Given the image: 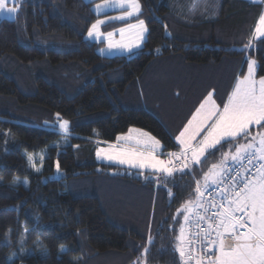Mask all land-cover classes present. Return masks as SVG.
<instances>
[{
  "label": "trees",
  "instance_id": "16d2710c",
  "mask_svg": "<svg viewBox=\"0 0 264 264\" xmlns=\"http://www.w3.org/2000/svg\"><path fill=\"white\" fill-rule=\"evenodd\" d=\"M98 1L16 0L15 18L0 19V264H183L181 228L199 207L198 184L201 193L219 185L204 179L214 164L223 161L213 174L243 163L232 159L236 142L171 176L100 162L97 151L136 146L141 132L163 152L179 151L176 127L201 92L245 74L248 59L264 77V37L254 36L262 4L211 0L196 16L200 0H138V15L105 31L142 20L143 46L104 56L103 43L86 38L103 16ZM56 114L72 121L67 132L51 126ZM261 131L253 126L239 143Z\"/></svg>",
  "mask_w": 264,
  "mask_h": 264
},
{
  "label": "snow or ice",
  "instance_id": "6c2138e0",
  "mask_svg": "<svg viewBox=\"0 0 264 264\" xmlns=\"http://www.w3.org/2000/svg\"><path fill=\"white\" fill-rule=\"evenodd\" d=\"M12 7H8L9 0H0V13L5 10L8 14L16 12V0H11ZM121 7L130 9L127 15H132L137 11L139 5L137 0H115ZM101 6L97 5V9ZM103 21H97L88 31V36L92 37L99 24ZM141 33L138 39H142L144 31V21L139 22ZM260 37H264V14L258 21V26L255 29ZM123 32V29H121ZM109 35V48L122 47L130 48L137 45L118 44L113 45L111 42V33ZM256 62L248 61V75L244 76L237 85L234 91L228 97L227 102L223 104L222 109L215 104L211 94L200 104L187 125L175 137L180 145L178 152L167 153L168 159H159L155 154L156 149L160 147V141L152 137L147 132H141L135 138L134 144L136 147L118 148L116 145H110L109 148L99 149L97 156L109 161H117L119 164H127L132 168L152 169L155 172L166 173L171 176L175 170V161H183L184 167H187V154L191 152V160L195 163H201V157L205 152L214 148L217 145L222 146V142L231 145L236 142V155L232 156L234 161H246L248 165H253V161L258 159L264 161V131L258 133L257 136H252L248 143H239L240 139L247 140L251 135L250 129L257 126L264 129V78L258 81L254 78ZM59 115V114H57ZM60 127L67 132L68 121H63ZM136 131V130H133ZM204 133L203 139L198 145L192 142L196 137ZM147 139H144V138ZM118 140L132 141V136H120ZM258 142L259 147H255ZM144 145L143 150L138 146ZM241 153L246 155L241 156ZM214 155V153H211ZM227 154H225L226 157ZM31 157L29 160L31 161ZM206 162V160L204 161ZM221 165H213L208 173H205L204 179L207 181L212 179L213 183L223 184L225 177L222 173L213 174V170ZM255 173L240 177V172L237 171L235 176H229L227 179L231 181V187H227V194L224 195V200L227 201V207L223 204L220 207L222 211L214 212L215 220L208 223V228L203 230V240L207 241L203 246L205 248L215 247L219 254L209 257V264H264V163L253 165ZM59 170V164L57 163ZM219 177L217 179L216 177ZM239 177V179H237ZM196 191L201 193L199 184ZM215 207L216 205L213 204ZM185 211H189L185 207ZM207 211V207H205ZM243 212L244 216L237 217L234 213ZM199 216V214H197ZM189 219L188 215L184 216V220ZM199 219H205L204 216H199ZM210 219V218H209ZM215 224V227H213ZM239 228H246V231H239ZM184 228H181L180 239L184 240ZM215 232L213 237L212 233ZM181 256H184V248L178 249ZM196 264H203L201 259H197Z\"/></svg>",
  "mask_w": 264,
  "mask_h": 264
},
{
  "label": "rangeland",
  "instance_id": "374dc122",
  "mask_svg": "<svg viewBox=\"0 0 264 264\" xmlns=\"http://www.w3.org/2000/svg\"><path fill=\"white\" fill-rule=\"evenodd\" d=\"M89 1H93V0H89ZM211 0H200V2H196V5L198 6H193V13H195L196 11H198L196 13V16H201V15H204V12L207 11V9L209 8V2ZM219 0L217 1H213L211 3V5L213 3H217ZM250 2H253V3H258V4H262V14H264V0H248ZM137 3L139 5V8L137 11L133 12L132 15H127V11H129L130 9H128L126 6L125 7H121L119 5V3H116L115 0H100L98 2H96L93 6L94 8V11L100 15H103L98 21H103V23L99 24L98 26V29L96 30V32L94 33V35L92 37H89L88 34H87V39L90 40L91 42H97V43H103L102 46H99L97 48V51L99 54L101 55H104V56H116V55H130V54H133L134 52L138 51L144 44L146 38H147V33H148V30H147V26L144 22V31L142 33V39H138V36L140 35L141 33V28L139 26V22L137 23H134V24H131L129 26H126L124 28H120V29H117V30H110V31H105V26L110 23V22H115V21H126V20H129L130 18L138 15L141 10H142V6L140 4V2L137 0ZM17 4V2H16ZM97 5H100L101 7L99 9H97ZM12 2L11 0H9V3H8V7H12ZM17 10L16 12L14 13H11V14H8V12L5 10L3 13H0V19L4 18V19H12V18H15L19 8L16 6ZM199 8V9H198ZM261 14V15H262ZM97 23V21H96ZM94 23V24H96ZM258 26V24H257ZM257 28V27H256ZM121 29H123V32H121ZM109 33H111V42L113 45H118V44H129V45H137L138 46H132L130 48V50L128 48H122V47H112L111 49L109 48ZM254 36L256 38H260L259 34L256 33V31H254ZM251 60V59H249ZM255 61V60H254ZM257 63V62H256ZM248 68V66H247ZM214 75L213 77L217 79L218 82H221L222 81V74H224L223 72V69L222 68H218L217 72L216 70H214ZM248 75V71H247V74ZM200 82H203L202 80ZM207 78H206V81L205 83H207ZM204 86L205 84L202 83ZM227 86L228 88V84L224 83V85H216V86H213L214 90H212V92H219V96L220 97H224L226 98V92L227 90L225 89ZM61 88H63V86H61ZM222 88V89H221ZM210 89V88H209ZM208 89V90H209ZM208 90L206 91V93L208 92ZM79 91V89H78ZM77 90H75L74 88H72L71 90H67V93H68V96L69 97H73L77 92ZM204 96V91L201 92V97L200 98H203ZM142 106L143 108H146V103H145V100H142ZM128 105V104H126ZM138 108V107H137ZM63 121H68V129L70 128L71 124H72V121L71 120H67V118L61 116V115H57L56 114V119L54 121H52L50 124L52 127H54L55 129H58L60 130V132H64V130L60 127V124L63 122ZM257 141H258V136H257ZM252 142V141H250ZM245 143H248V142H245ZM142 148H144V145H140ZM255 147H259V144L258 142L255 143ZM101 149V148H100ZM156 151H158V148L156 149ZM245 154V153H244ZM47 156V153L44 152L42 154H39V155H32V156H28V161L33 164L35 161L37 160H43L45 159ZM29 157H31V161L29 160ZM202 158V157H201ZM98 161H104L106 159H103L102 157H98L97 158ZM160 159H163V157L160 156ZM255 160H258V159H255ZM254 160V161H255ZM264 162V161H263ZM195 162H190L188 159H187V164L188 166L187 167H184V164L181 166V167H176L175 166V169H183V168H188L189 165L193 164ZM256 163H260L259 161H257ZM124 165H127V164H124ZM33 166V165H32ZM135 169H138V168H135ZM250 170L247 169V168H243L242 170V173H241V177H244V176H248V171ZM144 171H148V169H144ZM150 171V170H149ZM226 171V167L223 169V168H220V170L218 171V173H222L224 174V172ZM63 175V172L61 170H57L56 171V178L60 177ZM217 179H219V177L217 176L216 177ZM212 184L213 181L211 180ZM19 183V180H16L14 182V186H17ZM24 185H26V182H23ZM217 185V184H216ZM225 206L227 207V203L225 204ZM243 212H237V213H234V215H236L238 217V215H243L241 214ZM239 230V229H238ZM187 239V235L185 234V231H184V240L186 241ZM184 247V256L182 257L181 256V259H182V263L183 264H187V259H186V254H187V251ZM218 251V249H217ZM219 254V252H218Z\"/></svg>",
  "mask_w": 264,
  "mask_h": 264
},
{
  "label": "built area",
  "instance_id": "2783aa9c",
  "mask_svg": "<svg viewBox=\"0 0 264 264\" xmlns=\"http://www.w3.org/2000/svg\"><path fill=\"white\" fill-rule=\"evenodd\" d=\"M184 164L183 161H177L176 167H181ZM260 163H256L253 161V165H258ZM253 165H248L246 161L243 163L231 165L229 167L228 172L224 175L225 179L223 184H219L215 187H209L204 190L202 193V197L204 198V204L201 207H197L193 210L189 220H188V234L186 239V259L187 264H196L197 259H201L203 264H209V257H213V255H217V251L215 247L205 248L203 245L207 243V241L203 240L204 232L203 230L208 228V223L212 220H215L213 216L214 212L222 211L223 208L220 207L221 204L225 207L227 203L224 200L223 195L221 192L223 190L224 195L227 194V187H231V181L227 179L229 176H235L236 172H240V177L243 168H247L250 170L248 171V175H253L255 173V167ZM239 179V177H237ZM213 204L216 206L214 207ZM205 207H207V211H205ZM204 216L205 219H199V216ZM243 215H239L238 217H242ZM210 218V219H209ZM215 227V224H213ZM246 228H241L240 231H246ZM213 237L215 236V232L212 233Z\"/></svg>",
  "mask_w": 264,
  "mask_h": 264
},
{
  "label": "crops",
  "instance_id": "0c3cea01",
  "mask_svg": "<svg viewBox=\"0 0 264 264\" xmlns=\"http://www.w3.org/2000/svg\"><path fill=\"white\" fill-rule=\"evenodd\" d=\"M134 24V23H133ZM146 24V23H145ZM129 25H131V24H129ZM129 25H126V26H129ZM126 26H124V27H126ZM147 26V25H146ZM124 27H121V28H124ZM120 29V28H119ZM148 30V29H147ZM248 61H249V59L247 60V62H246V71H245V74H243V75H240V74H237L234 78H232L231 80H230V82L229 83H227L228 84V88H227V86H226V90H227V92H226V98H224V97H220L219 96V92H212V90H214V88H213V86H215V85H213V86H211L210 87V89L208 90V92L206 93H204V96H203V98L202 99H200V97H201V94H199L198 96H197V101H196V104H197V108H199V106H200V101H204L210 94H211V96H212V98H213V101L215 102V104L216 105H218L221 109H222V107H223V104L224 103H226L227 102V99H228V97L232 94V92L234 91V89H235V86L237 85V83L241 80V79H243V77L244 76H247L246 74H247V71H248V68H247V66H248ZM256 62V61H255ZM257 67H258V64L256 63V68H255V71H254V78L258 81L259 79H260V77H258L257 76ZM235 74V73H234ZM262 78H264V77H262ZM220 85H222V84H219L218 86H220ZM222 89V88H221ZM197 108L196 109H192V111L190 112V115H188V117H186L185 118V120H183V122H182V124L181 125H179L178 127H176V130H175V137L176 136H178L179 135V133H180V131H182L183 130V128L187 125V123H188V121L192 118V116H193V114L196 112V110H197ZM173 124V123H172ZM174 126V125H173ZM175 127V126H174ZM203 135H204V133H201V135L200 136H198V137H196V139L192 142L193 144H196V145H198L199 143H200V141L203 139ZM178 143V142H177ZM223 143V142H222ZM110 145H116L118 148H123V147H130V146H132V147H136V146H133V145H130V144H107L105 147H101V148H103V149H108L109 148V146ZM218 146V145H217ZM141 150H143V148L140 146L139 147ZM210 149H212V148H210ZM210 149H208L207 151H209ZM207 151L205 152V154L207 153ZM176 152H178V151H176ZM167 153H169V152H163V149H161V148H158V151H156V155L158 156V158L160 159V156L161 157H163V159L164 160H167L168 159V156H167ZM98 157V156H97ZM187 159L191 162L192 160H191V152H189L188 154H187ZM100 162H106V163H110V164H117V165H122V166H124V167H126V168H129V169H133V170H140V171H144V169H135V168H132V167H130L129 165H124V164H119L117 161H115V160H113V161H109V160H104V161H100ZM176 162L177 161H175L174 162V164H176ZM264 163V162H263ZM231 165H235L234 163H233V161L228 165L229 167L231 166ZM150 170V172H154V173H161V172H155V171H153L152 169H148V171ZM226 171H228V169H227V167H226ZM225 171V172H226ZM217 183H215L213 186H215ZM212 187V186H211ZM226 207V206H225ZM241 214H244V213H241ZM239 216V215H238ZM187 223H188V220H187ZM187 223H186V226H185V228H184V230H185V234L187 235L188 234V225H187ZM240 229L241 228H239V231H240ZM183 243H185V240H183ZM217 249V248H216ZM217 255H218V251H217Z\"/></svg>",
  "mask_w": 264,
  "mask_h": 264
},
{
  "label": "bare ground",
  "instance_id": "6f19581e",
  "mask_svg": "<svg viewBox=\"0 0 264 264\" xmlns=\"http://www.w3.org/2000/svg\"><path fill=\"white\" fill-rule=\"evenodd\" d=\"M203 204H204V198L201 197V198H200V202H199V207H201ZM199 207H198V208H199Z\"/></svg>",
  "mask_w": 264,
  "mask_h": 264
}]
</instances>
